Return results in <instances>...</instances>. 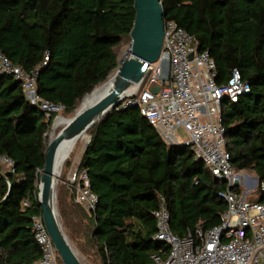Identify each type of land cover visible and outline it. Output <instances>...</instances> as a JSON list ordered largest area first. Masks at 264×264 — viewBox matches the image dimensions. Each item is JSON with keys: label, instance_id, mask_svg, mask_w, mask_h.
<instances>
[{"label": "trees", "instance_id": "1", "mask_svg": "<svg viewBox=\"0 0 264 264\" xmlns=\"http://www.w3.org/2000/svg\"><path fill=\"white\" fill-rule=\"evenodd\" d=\"M160 1L163 20L183 26L199 51H209L218 83L233 68L248 82V93L223 103L225 147L234 171L264 181V0ZM133 19V0H0V52L24 71H37V95L72 113L118 68L115 49L130 39ZM22 88L0 74V154L14 163L13 171L0 170V264H34L40 257L31 217L41 214L39 176L56 113L46 118ZM86 133L78 169L88 173L96 208L89 213L76 204L70 187L68 198L60 189L56 197L68 239L86 260L145 264L150 254L166 252L153 239L161 197L179 236L220 223L226 202L218 193L227 181L215 178L188 145L167 144L138 107L113 108ZM71 208L85 214L81 235L68 221Z\"/></svg>", "mask_w": 264, "mask_h": 264}, {"label": "built area", "instance_id": "2", "mask_svg": "<svg viewBox=\"0 0 264 264\" xmlns=\"http://www.w3.org/2000/svg\"><path fill=\"white\" fill-rule=\"evenodd\" d=\"M164 37L158 60L150 64L143 80L115 108L138 107L161 138L169 145H188L195 159L203 160L210 173L226 180L227 187L218 194L226 202L220 223L210 228L197 226L183 236L172 232L170 213L161 197L154 211V240L167 246L163 253H152L145 264H264V199L250 200L231 187L234 181L247 191L259 190L264 196V181L233 170L225 145L222 123L223 103L236 102L250 90L237 68L225 82L216 81L215 60L208 50L197 49L196 37L173 20L164 21ZM37 71H24L0 52V74H10L21 83L27 100L37 104L50 118L60 115L62 104L40 98L35 90ZM53 118V119H54ZM188 135L181 141L177 130ZM13 160L0 154V170L13 171ZM71 179L73 200L87 212L96 208L97 196L90 190L84 169ZM28 205V201H23ZM31 230L40 247L34 264H59L58 252L46 230L41 214L31 217Z\"/></svg>", "mask_w": 264, "mask_h": 264}, {"label": "water", "instance_id": "3", "mask_svg": "<svg viewBox=\"0 0 264 264\" xmlns=\"http://www.w3.org/2000/svg\"><path fill=\"white\" fill-rule=\"evenodd\" d=\"M133 9L134 19L129 32L128 54L120 60L108 91L86 107L80 108L82 100L88 94L86 93L71 117L58 116L65 120L62 126L58 129L55 128V117L46 132L48 141L44 165L39 176L38 206L41 208L44 225L62 264L83 263L70 243V239H68L58 218L57 188H55V181L52 176L56 151L63 141L75 140L78 136L87 132L111 109L119 106L131 89L143 80L148 67L158 60L161 52L165 26L163 20L164 8H162L161 1L133 0ZM89 140L90 136L88 135L87 143ZM4 177L6 176L4 175ZM234 185H238L237 180L234 181ZM10 189L11 187L8 192H10Z\"/></svg>", "mask_w": 264, "mask_h": 264}, {"label": "rangeland", "instance_id": "4", "mask_svg": "<svg viewBox=\"0 0 264 264\" xmlns=\"http://www.w3.org/2000/svg\"><path fill=\"white\" fill-rule=\"evenodd\" d=\"M129 44H130V39H127L126 38L115 49L116 50V53H117L118 62H120V60L122 58H125V55L128 54ZM113 74H114V72H113ZM113 74H111L110 76H113ZM79 104H80V102L78 103V105L76 106V108H78ZM73 113H74V111L72 113H63V110L60 111V115L64 116L65 118L71 117L73 115ZM60 126H62V124L61 125H58L57 129ZM47 128H49V125H48ZM177 135H178V137H179V139L181 141H187L188 140L187 133H185L180 128L177 130ZM86 143L87 142L83 143L81 140H78V142L75 144L73 150L71 151V153L69 154V156L64 161L61 174H60V176L57 179V184H56V188L57 189H56V193H57L58 189H60L61 193L68 198V195H69V191L68 190L69 189H67V188H69V187L71 188V179H72L74 173H77L76 172L77 171V167H78L80 158L82 157L81 155L83 153V150L85 148ZM56 205H57V201H56ZM57 212H58V206H57ZM58 218H59V221L61 222V219H60V216H59V212H58ZM61 224H62V222H61ZM62 227H63V225H62ZM63 229H64V231L66 233L67 232L66 231V227H63ZM70 243L72 244V246L77 251L76 246L71 241H70ZM77 254H78V256H79V258H80V260H81V262L83 264H97L96 262L94 263V262H90V261L86 260L84 258L85 256H82L80 254V252H78V251H77ZM59 264H61L60 263V260H59Z\"/></svg>", "mask_w": 264, "mask_h": 264}, {"label": "bare ground", "instance_id": "5", "mask_svg": "<svg viewBox=\"0 0 264 264\" xmlns=\"http://www.w3.org/2000/svg\"><path fill=\"white\" fill-rule=\"evenodd\" d=\"M112 77H108L104 82H102L100 85H98L95 90L88 93L84 99L82 100L80 104L81 107H86L88 104L96 100L98 97H100L104 92L108 91V89L111 86ZM65 123V120L62 117H57L55 120V128L57 129L58 125H63ZM78 140H81L83 143L87 142L88 135L87 133H83L80 136H78L75 140H65L63 141L60 146L58 147L56 151V156L54 157L53 161V168H52V176L55 181V188L57 184V179L61 174L63 163L66 160V158L69 156L71 151L73 150L75 144L78 142Z\"/></svg>", "mask_w": 264, "mask_h": 264}, {"label": "crops", "instance_id": "6", "mask_svg": "<svg viewBox=\"0 0 264 264\" xmlns=\"http://www.w3.org/2000/svg\"><path fill=\"white\" fill-rule=\"evenodd\" d=\"M239 173H243L244 175H250V176H254L256 177V175L251 172V171H246V170H241V171H238ZM241 189V192L242 193H245L248 197V199L250 200H256L258 198V193L255 192V191H247V190H244L242 188ZM67 216H68V221L70 222L71 226H72V229L74 231H76L79 235H81V233H83V230L85 228V225L87 224V220H86V217H85V214L83 213L82 210L78 209V208H71V210L67 213ZM94 253V250H91V254ZM94 255V254H93Z\"/></svg>", "mask_w": 264, "mask_h": 264}]
</instances>
